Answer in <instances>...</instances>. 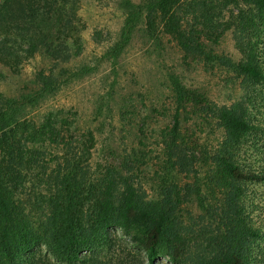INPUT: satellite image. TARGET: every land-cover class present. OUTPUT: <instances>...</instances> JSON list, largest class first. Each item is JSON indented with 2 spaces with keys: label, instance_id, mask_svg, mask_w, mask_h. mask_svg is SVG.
<instances>
[{
  "label": "trees",
  "instance_id": "1",
  "mask_svg": "<svg viewBox=\"0 0 264 264\" xmlns=\"http://www.w3.org/2000/svg\"><path fill=\"white\" fill-rule=\"evenodd\" d=\"M76 2L0 0V70L17 73L37 55L56 68L36 74V87L18 99L0 96V264H159L161 253L170 264H264V252L252 251L255 242L264 244V195L252 189L264 187V147L258 146L264 123L256 119L264 110L258 90L264 83V0L122 2V27L104 57L115 60L139 31L157 48L165 38L183 56L228 71L242 86L236 101L218 106L169 77L171 126L156 142L161 158L152 191L135 183L129 163L117 167L95 159V132L75 134L65 118L34 111L89 70L61 67L81 54L67 18ZM231 5L237 11L218 21ZM228 30L235 31L237 61L211 51ZM189 122L215 127L219 139L197 144ZM141 132L139 126L136 136ZM140 144L128 154L137 166L145 158ZM26 190L40 210L36 227L22 197ZM190 204L200 213L197 227L182 222ZM113 231L134 250L102 255Z\"/></svg>",
  "mask_w": 264,
  "mask_h": 264
},
{
  "label": "rangeland",
  "instance_id": "2",
  "mask_svg": "<svg viewBox=\"0 0 264 264\" xmlns=\"http://www.w3.org/2000/svg\"><path fill=\"white\" fill-rule=\"evenodd\" d=\"M123 1L125 0L76 2L72 8L74 16L67 18L75 26L74 33L80 38L81 54L71 61L61 63V67L74 70L85 65L89 70L72 81L65 82L54 96L46 98L34 111L38 117L50 114L65 118L75 134L85 129L95 132L97 139L95 159L99 163L117 167L129 163L127 166L135 183L147 191H152L154 173L160 165L161 158L156 142L159 141L160 131L171 126L168 119L169 110H166L169 108V77L176 75L187 89L195 94L204 95L218 106H227L236 101L242 95V86L228 71L183 56L173 43L165 38L157 48L155 43L147 40L139 31L132 33L115 60L104 57L103 53L116 41L122 27ZM236 11L237 6L226 7L221 11L218 21H225ZM235 43V31L228 30L211 47L212 54L237 61L239 55ZM53 68L48 59L43 55L40 57L37 55L27 61L17 73L1 69L0 96L3 99H18L36 87L34 82L36 74L41 71L46 73L48 70L55 73L56 68L54 66ZM258 86V90L260 88L264 92V83ZM101 102L105 107L97 114L96 108ZM256 119L264 123V110ZM141 121H144L143 124ZM139 126L142 132L136 136ZM187 128L192 129L194 139H197L196 143L199 145L204 143L212 145L220 136L218 129L207 124L193 126L189 122ZM258 140V146L264 147V138ZM138 141L145 150V158L139 166L133 161L130 162L131 158H128V154L133 153L137 147ZM185 179L188 181V178ZM182 181L184 182L183 178ZM252 189L264 195L262 185L253 186ZM31 193L26 190L22 197L25 201L28 199L26 211L32 215L33 225L36 227L40 210L33 206L35 199ZM256 203L262 204L259 201ZM260 217L259 211H255L253 219L257 221L256 219ZM200 220L199 210L194 205L190 204L184 208L183 224L197 227ZM202 237L204 235L200 237V241ZM110 243V247L103 251L102 255L113 253L119 256L122 255L121 250L128 248L134 250V246L129 245L128 238L119 231H113ZM252 246L254 256L264 252L262 242L257 241ZM191 252L196 254L197 249L194 251L192 249ZM205 255H209L208 251ZM158 263L170 264L164 253L160 254Z\"/></svg>",
  "mask_w": 264,
  "mask_h": 264
}]
</instances>
